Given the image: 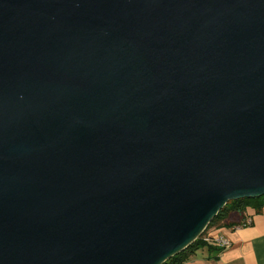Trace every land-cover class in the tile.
Listing matches in <instances>:
<instances>
[{
    "label": "water",
    "instance_id": "obj_1",
    "mask_svg": "<svg viewBox=\"0 0 264 264\" xmlns=\"http://www.w3.org/2000/svg\"><path fill=\"white\" fill-rule=\"evenodd\" d=\"M264 196V0H0V264H164Z\"/></svg>",
    "mask_w": 264,
    "mask_h": 264
},
{
    "label": "crops",
    "instance_id": "obj_2",
    "mask_svg": "<svg viewBox=\"0 0 264 264\" xmlns=\"http://www.w3.org/2000/svg\"><path fill=\"white\" fill-rule=\"evenodd\" d=\"M244 218L243 224L240 217L233 216L231 225L210 231L208 236L213 239L220 236L228 239L229 248L222 249L213 241V248H201L185 264H264V212L250 209Z\"/></svg>",
    "mask_w": 264,
    "mask_h": 264
},
{
    "label": "trees",
    "instance_id": "obj_3",
    "mask_svg": "<svg viewBox=\"0 0 264 264\" xmlns=\"http://www.w3.org/2000/svg\"><path fill=\"white\" fill-rule=\"evenodd\" d=\"M253 209L256 213L264 212V196L257 198H245L229 202L219 214L210 222L206 231L187 249L178 253L177 255L168 259L164 264H185L189 261L198 250L204 247L213 248V240L206 241V236L209 235L212 228L226 227L227 224L231 225V217L238 216L241 223L246 221L245 214L248 210ZM221 250L220 248H218Z\"/></svg>",
    "mask_w": 264,
    "mask_h": 264
},
{
    "label": "built area",
    "instance_id": "obj_4",
    "mask_svg": "<svg viewBox=\"0 0 264 264\" xmlns=\"http://www.w3.org/2000/svg\"><path fill=\"white\" fill-rule=\"evenodd\" d=\"M249 224H251L249 222ZM206 241H210V240H213L215 241L216 245L222 249H226V248H229L231 246V242L226 239L225 237H216L215 239H213L212 237H209V236H206L205 238Z\"/></svg>",
    "mask_w": 264,
    "mask_h": 264
}]
</instances>
